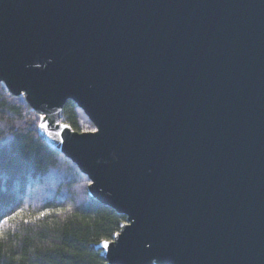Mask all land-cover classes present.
Segmentation results:
<instances>
[{"label":"water","instance_id":"water-1","mask_svg":"<svg viewBox=\"0 0 264 264\" xmlns=\"http://www.w3.org/2000/svg\"><path fill=\"white\" fill-rule=\"evenodd\" d=\"M0 82L127 217L106 264H264V0H0Z\"/></svg>","mask_w":264,"mask_h":264},{"label":"trees","instance_id":"trees-1","mask_svg":"<svg viewBox=\"0 0 264 264\" xmlns=\"http://www.w3.org/2000/svg\"><path fill=\"white\" fill-rule=\"evenodd\" d=\"M40 120L0 82V264H106L93 244L113 240L127 217L90 195V179L47 144ZM62 121L96 129L74 101Z\"/></svg>","mask_w":264,"mask_h":264},{"label":"snow or ice","instance_id":"snow-or-ice-1","mask_svg":"<svg viewBox=\"0 0 264 264\" xmlns=\"http://www.w3.org/2000/svg\"><path fill=\"white\" fill-rule=\"evenodd\" d=\"M44 213H41V215H43ZM105 243V247H107L108 245H107V242H104Z\"/></svg>","mask_w":264,"mask_h":264}]
</instances>
